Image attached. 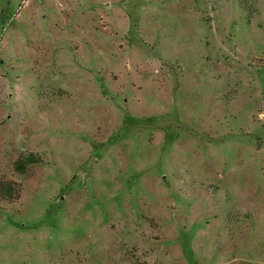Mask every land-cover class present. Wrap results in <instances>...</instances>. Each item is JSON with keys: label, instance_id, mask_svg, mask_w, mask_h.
<instances>
[{"label": "rangeland", "instance_id": "obj_1", "mask_svg": "<svg viewBox=\"0 0 264 264\" xmlns=\"http://www.w3.org/2000/svg\"><path fill=\"white\" fill-rule=\"evenodd\" d=\"M0 180V264H264V0H0Z\"/></svg>", "mask_w": 264, "mask_h": 264}, {"label": "trees", "instance_id": "obj_2", "mask_svg": "<svg viewBox=\"0 0 264 264\" xmlns=\"http://www.w3.org/2000/svg\"><path fill=\"white\" fill-rule=\"evenodd\" d=\"M35 161V158L32 154H22L19 155L16 160L13 162V167L16 170H22L24 169V167L29 164V163H33ZM10 183H5L4 181L0 180V192L3 191L5 192L8 197H11V187H10Z\"/></svg>", "mask_w": 264, "mask_h": 264}]
</instances>
